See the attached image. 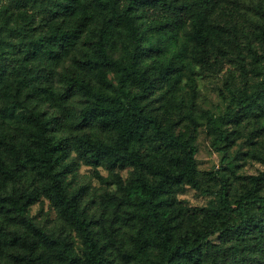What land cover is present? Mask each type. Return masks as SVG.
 Instances as JSON below:
<instances>
[{"label": "trees", "instance_id": "1", "mask_svg": "<svg viewBox=\"0 0 264 264\" xmlns=\"http://www.w3.org/2000/svg\"><path fill=\"white\" fill-rule=\"evenodd\" d=\"M49 1L50 18L40 22L45 31L24 32L21 54L42 66L71 55L61 90L51 78L28 69L9 73L0 63V264H120L151 250L158 264H264V170L248 175L236 197L224 181L217 211L202 218L188 217L177 198L186 186L204 190L198 122L193 105L184 110L176 94L195 63L206 65L215 53L214 39L224 40L211 23L220 0ZM18 19L32 24L36 16L24 12ZM250 64L257 79L252 91L232 92L235 109L226 116L204 112L220 150L237 132L225 128L230 119L255 118L264 127V52ZM76 95L84 105L68 116ZM48 103L62 115L48 112ZM263 146L264 139L255 152L264 163ZM81 162L110 172L115 190L100 196L106 216L96 219L88 208L87 186L70 188L68 176ZM129 166L123 178L119 170ZM43 199L80 246L72 234L52 233L30 215ZM119 214L134 220L130 248ZM214 236L231 244L217 245Z\"/></svg>", "mask_w": 264, "mask_h": 264}, {"label": "rangeland", "instance_id": "2", "mask_svg": "<svg viewBox=\"0 0 264 264\" xmlns=\"http://www.w3.org/2000/svg\"><path fill=\"white\" fill-rule=\"evenodd\" d=\"M50 5L49 0H0V63L6 65L9 73L17 68L23 75L28 69L31 75L51 78V82L60 91V74L71 65V55H66L58 66H42L40 63L24 60L21 54L25 46L22 38L24 32L38 35L45 31L40 22L45 20L43 17L48 14ZM4 8H7V13ZM24 12L35 14V22L28 24L18 19ZM4 13L10 14L11 17H3ZM46 17L50 18L49 15ZM211 23L215 26L214 33L223 32L224 40L214 39L211 49L215 53L206 65L195 63V69L189 75L191 80L189 77L183 78L182 89L176 94V100L185 106L184 110L193 105V117L198 122L195 132L198 145L196 158L204 190L186 186L177 195L179 205L187 211L188 217L197 214L202 218L205 214H214L219 205L218 192L224 181L229 186L231 196L236 197L245 188L248 175H256L264 170V163L257 157L259 153L255 152L263 142L264 127L259 123L254 124L255 118H245L240 122L230 119L225 128L229 132H237L234 140L223 143V150H220L213 145V135L203 117L207 111L226 116L235 109L236 103L231 100L233 91L237 95L244 89L252 91L251 83L256 82L257 78L251 69V56L258 52L261 57L264 52V0H220ZM248 39L251 40L249 44ZM237 41L239 46L235 47L233 43ZM159 91L162 93V89ZM83 105L81 96H73L68 101L70 109H67V115L75 114ZM45 108L48 112L62 115V109L53 103H48ZM69 130V123L65 124L63 131ZM261 148L264 150V146ZM133 169L129 166L119 172L123 178H127ZM68 181L71 183V189L81 185L88 187L86 204L96 219L107 215L109 210L101 203L100 196L106 191H114L115 185L111 184L110 172L105 167H94L81 162L78 169L68 176ZM30 215L52 233L72 234L80 246L76 232L62 220L48 199L34 204ZM116 219L121 227V237L126 240L125 248H130L129 240L134 233V220H130V215L127 214H119ZM94 225L98 230L99 225ZM211 240L223 247L231 244L228 242L224 245L219 236H214ZM150 252L142 256L135 255L130 262L120 264H158L157 251Z\"/></svg>", "mask_w": 264, "mask_h": 264}]
</instances>
